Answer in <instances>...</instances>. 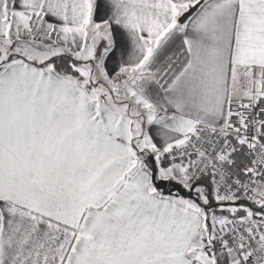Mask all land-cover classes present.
<instances>
[{
    "label": "snow or ice",
    "instance_id": "obj_1",
    "mask_svg": "<svg viewBox=\"0 0 264 264\" xmlns=\"http://www.w3.org/2000/svg\"><path fill=\"white\" fill-rule=\"evenodd\" d=\"M0 264H264V0H0Z\"/></svg>",
    "mask_w": 264,
    "mask_h": 264
}]
</instances>
